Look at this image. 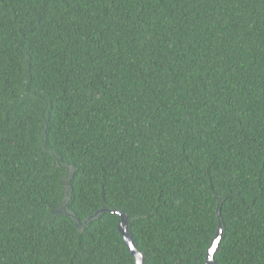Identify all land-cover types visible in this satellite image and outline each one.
Here are the masks:
<instances>
[{"label": "trees", "instance_id": "trees-1", "mask_svg": "<svg viewBox=\"0 0 264 264\" xmlns=\"http://www.w3.org/2000/svg\"><path fill=\"white\" fill-rule=\"evenodd\" d=\"M102 209L264 264V0H0V264H135Z\"/></svg>", "mask_w": 264, "mask_h": 264}, {"label": "water", "instance_id": "water-1", "mask_svg": "<svg viewBox=\"0 0 264 264\" xmlns=\"http://www.w3.org/2000/svg\"><path fill=\"white\" fill-rule=\"evenodd\" d=\"M68 194H69V188L67 187V194H66L65 202L63 203L62 207L60 208L61 213H63V208L68 204V202H67ZM103 212L113 213V214H116L120 217L121 222L119 224V232L123 236L125 243L127 245V248L129 249L131 255L133 256V258L135 260V264H146V257L143 253H141L137 249L134 238L130 232V221H129V218L127 217V215L121 213L120 211H111L108 209H102L95 216L89 218V220H87L86 223H88L91 220L98 218V216L100 214H102ZM70 216H72V214H70ZM222 237H223V228H222V225H220L219 230L216 234V237H215L214 241L212 242L211 248L208 251L207 260H206L205 264H217L215 261V253L219 249V245L222 241Z\"/></svg>", "mask_w": 264, "mask_h": 264}]
</instances>
